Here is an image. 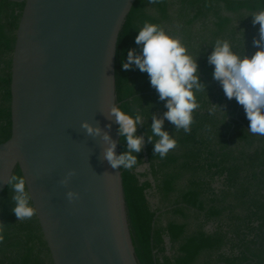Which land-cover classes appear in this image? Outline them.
<instances>
[{
    "label": "trees",
    "instance_id": "16d2710c",
    "mask_svg": "<svg viewBox=\"0 0 264 264\" xmlns=\"http://www.w3.org/2000/svg\"><path fill=\"white\" fill-rule=\"evenodd\" d=\"M24 7V2L0 0V145L12 135V57ZM261 9L264 0H137L126 19L117 44L115 83L121 110L144 118L136 133L145 140L141 152L134 153L138 163L131 170L121 168L140 264H264V136L248 132L243 106L225 96L207 61L217 39L229 40L240 55L254 54L259 25L253 26L251 14ZM145 22L180 38L197 57L206 85V92L195 93L200 107L193 112L190 133L176 131L165 120L164 129L177 146L164 158L154 155L148 137L151 116H162L165 102L147 73L122 68L128 50L141 51L135 38ZM119 143L121 154L126 141L120 136ZM144 165L149 172L139 173ZM14 174L23 176L19 167ZM13 194L8 186L0 196V264H54L37 215L18 221Z\"/></svg>",
    "mask_w": 264,
    "mask_h": 264
},
{
    "label": "water",
    "instance_id": "95a60500",
    "mask_svg": "<svg viewBox=\"0 0 264 264\" xmlns=\"http://www.w3.org/2000/svg\"><path fill=\"white\" fill-rule=\"evenodd\" d=\"M11 1L25 7L12 57V135L0 145V196L19 167L54 264H140L122 171L104 159L102 139L108 133L120 154L118 125L107 114L119 107L117 44L137 0ZM84 122L101 135H89ZM69 192L78 196L69 200Z\"/></svg>",
    "mask_w": 264,
    "mask_h": 264
},
{
    "label": "clouds",
    "instance_id": "9594fccd",
    "mask_svg": "<svg viewBox=\"0 0 264 264\" xmlns=\"http://www.w3.org/2000/svg\"><path fill=\"white\" fill-rule=\"evenodd\" d=\"M159 2L148 0L150 4ZM251 16L253 26L259 25L258 38L253 39L257 51L251 56L240 55L233 51L229 40L217 39L207 61L214 66L213 79L222 86L225 96L229 100L235 98L243 106L249 121L248 132L264 136V9L253 12ZM135 43L142 46L141 51L128 50L122 68L129 70L135 66L147 73L159 100L165 102L167 111L162 116H151L152 135L148 137V142L154 143V155L164 158L177 146V141L164 129L165 120L173 124L176 131L183 129L185 133H190L193 112L200 107L195 93L206 92V85L200 80L197 57L188 53L179 37L170 35L161 26L145 22L138 31ZM213 106L220 108L219 105ZM107 115L115 119L119 135L126 141V151L118 155L115 151L117 142L108 133H103L102 139L106 145L103 157L113 169L131 170L138 163L135 154L141 152L145 143L144 137L136 134L137 126L143 124L144 118L139 113L129 115L117 105H113ZM82 127L89 135H101L99 127L87 122ZM154 137L158 139L154 141ZM71 175L74 172H70ZM8 185L14 193L12 211L18 221L37 215L25 177L12 174ZM67 196L73 200L78 194L69 192ZM3 232L4 224L0 223V243L4 240Z\"/></svg>",
    "mask_w": 264,
    "mask_h": 264
},
{
    "label": "rangeland",
    "instance_id": "374dc122",
    "mask_svg": "<svg viewBox=\"0 0 264 264\" xmlns=\"http://www.w3.org/2000/svg\"><path fill=\"white\" fill-rule=\"evenodd\" d=\"M139 173H146V172H149V166L148 165H144L142 167H140L138 170H137ZM152 196L153 195H149V198L152 200ZM153 201V200H152Z\"/></svg>",
    "mask_w": 264,
    "mask_h": 264
}]
</instances>
